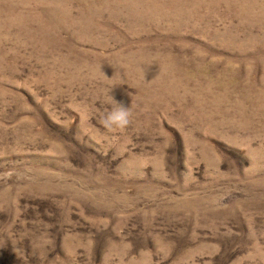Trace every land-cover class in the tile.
I'll use <instances>...</instances> for the list:
<instances>
[{
  "label": "rangeland",
  "instance_id": "rangeland-1",
  "mask_svg": "<svg viewBox=\"0 0 264 264\" xmlns=\"http://www.w3.org/2000/svg\"><path fill=\"white\" fill-rule=\"evenodd\" d=\"M0 264H264V0H0Z\"/></svg>",
  "mask_w": 264,
  "mask_h": 264
},
{
  "label": "clouds",
  "instance_id": "clouds-1",
  "mask_svg": "<svg viewBox=\"0 0 264 264\" xmlns=\"http://www.w3.org/2000/svg\"><path fill=\"white\" fill-rule=\"evenodd\" d=\"M130 116V108L125 107L122 103L116 101V106H113L111 110L102 117L101 123L109 130H113L114 128L122 130L130 123Z\"/></svg>",
  "mask_w": 264,
  "mask_h": 264
}]
</instances>
